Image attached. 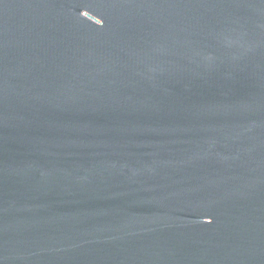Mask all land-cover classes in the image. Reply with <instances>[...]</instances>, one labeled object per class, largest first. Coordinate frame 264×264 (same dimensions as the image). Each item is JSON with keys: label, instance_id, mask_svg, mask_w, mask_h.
<instances>
[{"label": "water", "instance_id": "water-1", "mask_svg": "<svg viewBox=\"0 0 264 264\" xmlns=\"http://www.w3.org/2000/svg\"><path fill=\"white\" fill-rule=\"evenodd\" d=\"M0 264H264V0H0Z\"/></svg>", "mask_w": 264, "mask_h": 264}]
</instances>
